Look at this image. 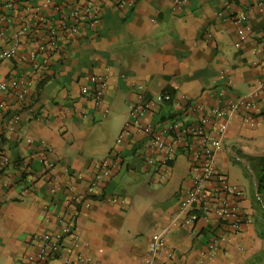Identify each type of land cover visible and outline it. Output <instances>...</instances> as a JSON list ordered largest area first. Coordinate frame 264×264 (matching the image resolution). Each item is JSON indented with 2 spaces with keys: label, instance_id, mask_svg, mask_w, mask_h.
Segmentation results:
<instances>
[{
  "label": "crops",
  "instance_id": "obj_1",
  "mask_svg": "<svg viewBox=\"0 0 264 264\" xmlns=\"http://www.w3.org/2000/svg\"><path fill=\"white\" fill-rule=\"evenodd\" d=\"M18 1L21 7L35 8L42 2ZM91 1L102 14L101 24L72 37L38 70L36 95L20 107L22 123L12 129L5 122L0 131V264H18L24 254L37 251L41 234L59 228L56 214L64 210L66 199L85 192L95 161L111 153L122 156L121 165L99 187L91 206L77 214L78 239L67 237L61 255L48 264H66L68 257L77 262L78 254L92 255L98 264L147 261L153 233L164 230L176 215L190 174L191 145H179L176 159L163 172L147 162L164 151L152 146L144 131L135 129L131 138L118 142L131 122L141 84L145 92L140 102L162 92L174 98L142 120L167 141L172 140L166 129L173 117L195 120L204 113L189 110L190 104L207 109L237 98L258 100L253 121L242 111L233 115L215 156L217 167L244 190L239 206L253 220L201 264H264V205L245 163L251 164L247 156L264 155L263 0H134L127 6L116 0ZM239 16L244 18L237 23L234 17ZM19 29L16 22L5 25L0 51ZM22 39L21 51L36 47L30 38ZM19 70L15 59H0L3 77ZM93 75L107 81L100 101ZM84 86L91 90L85 92ZM44 144L57 164V193L51 191L41 157ZM4 156L9 163L3 164ZM218 226L219 219L211 215L171 228L168 251L156 262L200 264L201 250Z\"/></svg>",
  "mask_w": 264,
  "mask_h": 264
},
{
  "label": "built area",
  "instance_id": "obj_2",
  "mask_svg": "<svg viewBox=\"0 0 264 264\" xmlns=\"http://www.w3.org/2000/svg\"><path fill=\"white\" fill-rule=\"evenodd\" d=\"M119 6L133 5L134 0H116ZM264 4V0L262 1ZM48 12L49 14L45 13ZM243 16L234 17L235 22H241ZM0 22L6 26L14 22L20 24L19 31L11 39L10 45L0 51V59L13 58L20 69L9 77L0 74V131L6 122L14 128L23 121L21 105L33 94L36 95V86L40 83L38 70L46 67L51 58L61 50L63 44L72 37H81L86 30H96L102 22V14L91 0H42L36 8L23 6L18 0H0ZM5 25L0 28V37L5 36ZM23 36L35 42L36 47L31 51H21ZM97 98L107 81L105 77L92 76ZM139 100L131 106V122L123 129L118 142L133 136V130L144 131L149 135L150 143L158 150H163L161 158L148 157V164H158L163 172L168 171L170 164L176 159L178 146L191 145L190 174L182 187L183 196L179 201L176 215L162 231L154 232L149 244V258L144 264H165L156 262V259L168 251L167 233L171 228L197 224L201 219L211 215L219 219V226L211 232L206 246L201 250L198 263L206 258H213L219 249L231 242L234 234L240 233L243 227L253 220V215L239 206L244 196V190L229 180L228 175L216 165V151L222 144L229 123L236 113L243 112V117L249 121L255 119L253 110L258 100L237 98L229 100L224 105H216L205 109L201 104H190L189 107L177 101V105L192 110L203 109L204 113L197 119H182L181 116L170 120L168 130L172 140L167 141L161 133L154 130L151 124L142 123L148 112L156 107L174 101L169 92H162L156 96L141 101L144 98L145 87H138ZM83 90L91 89L84 86ZM10 97L13 98L11 101ZM264 103V93L260 95ZM17 104L13 108L12 104ZM264 105V104H263ZM109 110L107 109V112ZM50 149L42 145V159L48 169L51 181V191L57 193L61 187L54 175L56 162L49 157ZM122 156L111 153L103 159H97L91 169V177L84 193H73L64 205V210L57 212L59 228L55 231H45L41 234L42 244L34 252L24 254L18 264H48L51 259L61 255L64 241L69 236L78 239L76 233V216L81 209L91 206L92 197L99 187L109 179L121 165ZM8 156L3 157V164L9 163ZM24 170L29 169L28 163H23ZM83 177L82 174L78 175ZM118 201L119 197L113 198ZM122 202H126L122 199ZM50 212V209H48ZM47 219H51L47 213ZM170 251L169 255H173ZM77 262L68 257L66 264H98L92 255L78 254Z\"/></svg>",
  "mask_w": 264,
  "mask_h": 264
},
{
  "label": "trees",
  "instance_id": "obj_3",
  "mask_svg": "<svg viewBox=\"0 0 264 264\" xmlns=\"http://www.w3.org/2000/svg\"><path fill=\"white\" fill-rule=\"evenodd\" d=\"M247 158L251 162V167L257 176L259 200L264 205V155L247 156Z\"/></svg>",
  "mask_w": 264,
  "mask_h": 264
},
{
  "label": "water",
  "instance_id": "obj_4",
  "mask_svg": "<svg viewBox=\"0 0 264 264\" xmlns=\"http://www.w3.org/2000/svg\"><path fill=\"white\" fill-rule=\"evenodd\" d=\"M245 163H246L247 167L249 168V170L251 171V173H252V175H253V177L255 179V182H256V184L258 186L257 176H256L255 172L253 171V169L251 167V164L248 161H245Z\"/></svg>",
  "mask_w": 264,
  "mask_h": 264
}]
</instances>
